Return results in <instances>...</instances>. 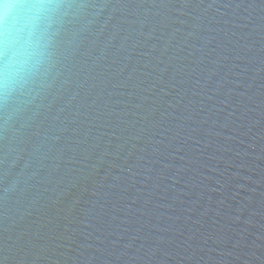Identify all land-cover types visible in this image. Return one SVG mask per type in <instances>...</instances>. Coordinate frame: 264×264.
<instances>
[{
  "label": "water",
  "instance_id": "1",
  "mask_svg": "<svg viewBox=\"0 0 264 264\" xmlns=\"http://www.w3.org/2000/svg\"><path fill=\"white\" fill-rule=\"evenodd\" d=\"M48 3L0 87L2 264H264V0Z\"/></svg>",
  "mask_w": 264,
  "mask_h": 264
},
{
  "label": "clouds",
  "instance_id": "2",
  "mask_svg": "<svg viewBox=\"0 0 264 264\" xmlns=\"http://www.w3.org/2000/svg\"><path fill=\"white\" fill-rule=\"evenodd\" d=\"M48 0H0V87L26 76L44 43Z\"/></svg>",
  "mask_w": 264,
  "mask_h": 264
},
{
  "label": "snow or ice",
  "instance_id": "3",
  "mask_svg": "<svg viewBox=\"0 0 264 264\" xmlns=\"http://www.w3.org/2000/svg\"><path fill=\"white\" fill-rule=\"evenodd\" d=\"M0 264H2V261H0Z\"/></svg>",
  "mask_w": 264,
  "mask_h": 264
}]
</instances>
